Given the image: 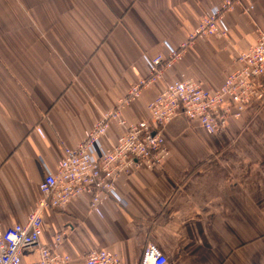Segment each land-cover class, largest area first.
Listing matches in <instances>:
<instances>
[{"label":"crops","instance_id":"crops-1","mask_svg":"<svg viewBox=\"0 0 264 264\" xmlns=\"http://www.w3.org/2000/svg\"><path fill=\"white\" fill-rule=\"evenodd\" d=\"M228 0H0V225L25 224L55 170L133 85L149 75L147 60L180 47L207 12ZM253 5L248 13L246 6ZM226 33L197 38L165 78L122 105L138 123L169 83L191 79L215 91L240 64L238 56L264 29V0H245L224 14ZM38 128H42L40 136ZM118 120L104 137L115 144ZM163 164L122 176L125 204L91 196L44 211L40 241L75 264L106 249L121 264H141L152 242L167 264H264V103L255 101L225 130L209 134L184 115L163 128ZM36 249L23 253L34 264Z\"/></svg>","mask_w":264,"mask_h":264},{"label":"built area","instance_id":"built-area-1","mask_svg":"<svg viewBox=\"0 0 264 264\" xmlns=\"http://www.w3.org/2000/svg\"><path fill=\"white\" fill-rule=\"evenodd\" d=\"M244 2L228 0L221 7L211 9L190 33L187 43L174 47L166 42L165 53L147 60L148 77L133 85L119 107L105 115L75 149L67 150L55 170L47 169L39 185L41 198L26 223L7 228L0 225V264H22L23 253L32 249L39 253L34 264H75L69 254L59 251L66 232L58 233L53 245L40 241L46 209H64L73 198L84 194L91 196L90 207L96 213H100L101 205L107 200L125 204L118 180L141 167L163 164L168 156L163 128L175 118L184 115L199 121L209 134H215L225 130L231 118H240L251 103H264V29H261L258 41L240 53V66L225 78L219 89L210 91L191 79L174 81L147 104V119L134 123L121 117L122 105L140 99L144 89L165 78L167 72L184 60L186 49L193 41L224 35L225 12ZM253 8L248 5L245 10L250 13ZM116 120L126 131L114 145L107 146L104 137ZM38 132L43 135L42 128ZM167 263L168 257L156 244L150 242L145 246L141 264ZM85 264L121 262L109 250L94 249L86 254Z\"/></svg>","mask_w":264,"mask_h":264},{"label":"bare ground","instance_id":"bare-ground-1","mask_svg":"<svg viewBox=\"0 0 264 264\" xmlns=\"http://www.w3.org/2000/svg\"><path fill=\"white\" fill-rule=\"evenodd\" d=\"M41 136V135H40Z\"/></svg>","mask_w":264,"mask_h":264}]
</instances>
